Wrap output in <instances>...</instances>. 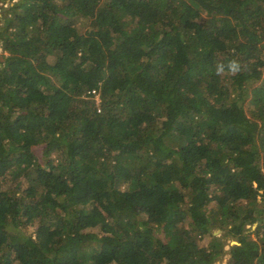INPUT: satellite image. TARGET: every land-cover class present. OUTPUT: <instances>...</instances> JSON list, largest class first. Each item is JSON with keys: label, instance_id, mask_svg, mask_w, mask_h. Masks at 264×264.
<instances>
[{"label": "trees", "instance_id": "obj_1", "mask_svg": "<svg viewBox=\"0 0 264 264\" xmlns=\"http://www.w3.org/2000/svg\"><path fill=\"white\" fill-rule=\"evenodd\" d=\"M0 7V264H264V0Z\"/></svg>", "mask_w": 264, "mask_h": 264}, {"label": "rangeland", "instance_id": "obj_2", "mask_svg": "<svg viewBox=\"0 0 264 264\" xmlns=\"http://www.w3.org/2000/svg\"><path fill=\"white\" fill-rule=\"evenodd\" d=\"M7 1H9V0H7ZM1 15H2V9H1V7H0V17H1ZM1 52V51H0ZM0 57H2V56H0ZM96 100L99 102L100 101V96L97 94L96 95ZM254 220V219H253ZM252 220V223H246V228H247V232H250V231H252V230H254L256 227H257V225H258V223L259 222H254ZM233 225H231L230 227H232ZM35 225H31V226H29L28 227V229H27V232L28 233H33L34 232V230H35ZM222 232H225L226 233V231H222ZM222 232H216L215 231V234H220V233H222ZM206 241H207V237H205L204 238V240L202 241V244H206ZM226 242H227V244H226V246H225V248H226V250L228 251L229 250V248H230V245H233V244H235V243H237V240H236V238L235 237H232V236H228L227 238H226ZM228 253L225 255V256H223L222 258H220L216 263H214V264H226L227 263V261H228Z\"/></svg>", "mask_w": 264, "mask_h": 264}, {"label": "water", "instance_id": "obj_3", "mask_svg": "<svg viewBox=\"0 0 264 264\" xmlns=\"http://www.w3.org/2000/svg\"><path fill=\"white\" fill-rule=\"evenodd\" d=\"M0 60H3V57H0ZM217 233L221 232L219 229L215 230Z\"/></svg>", "mask_w": 264, "mask_h": 264}]
</instances>
